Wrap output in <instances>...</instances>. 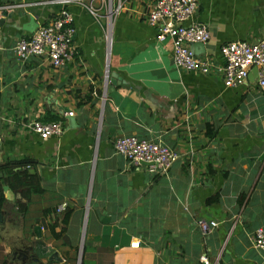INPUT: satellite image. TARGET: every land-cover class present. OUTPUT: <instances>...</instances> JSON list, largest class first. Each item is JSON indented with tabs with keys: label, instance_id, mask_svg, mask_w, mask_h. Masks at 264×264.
<instances>
[{
	"label": "crops",
	"instance_id": "0c3cea01",
	"mask_svg": "<svg viewBox=\"0 0 264 264\" xmlns=\"http://www.w3.org/2000/svg\"><path fill=\"white\" fill-rule=\"evenodd\" d=\"M54 1L0 0V166L31 158L41 187L22 197L0 170V264H202V256L264 264L253 244L264 229L257 68L227 86L217 71L178 67L171 38L159 40L148 22L155 0L72 2L74 59L60 67L45 56L19 62L17 41L54 18L62 8ZM198 2L193 20L211 37L194 49L216 64L222 44L264 37V0ZM108 5L119 10L110 15ZM50 116L63 122L60 136L41 138L26 126ZM123 135L179 157L167 173H153L116 152ZM201 218L219 224L204 234Z\"/></svg>",
	"mask_w": 264,
	"mask_h": 264
},
{
	"label": "built area",
	"instance_id": "2783aa9c",
	"mask_svg": "<svg viewBox=\"0 0 264 264\" xmlns=\"http://www.w3.org/2000/svg\"><path fill=\"white\" fill-rule=\"evenodd\" d=\"M84 0H55L62 5L61 10L49 22L38 27L32 35L19 39L15 45V58L26 62L32 57L45 56L54 67H60L72 61L77 53L72 38L75 28L73 16L68 5ZM9 9L15 6H6ZM199 7L198 0H155L147 12L148 22L157 29V38H171L174 63L183 69L204 74L213 71L221 73L227 86H239L249 77L252 69L257 68V84L264 92V37L252 43L244 40L229 41L221 45L223 62L218 65L209 54L196 53L194 45L207 43L211 37L209 27L193 20ZM89 10L98 15L96 8L90 4ZM110 15L118 11L108 5ZM105 97V95L103 96ZM73 114V112H69ZM32 132L41 138L60 136L64 131L61 120L43 121L34 119L26 123ZM117 153L125 156L135 165L148 163L153 173L165 174L179 153L160 142L136 135H123L114 141ZM66 204H61L58 212H64ZM216 220L201 218L198 225L204 234H209L218 226ZM253 244L264 252V229L257 228L253 235ZM202 264H220L219 259L209 260L201 257Z\"/></svg>",
	"mask_w": 264,
	"mask_h": 264
},
{
	"label": "trees",
	"instance_id": "16d2710c",
	"mask_svg": "<svg viewBox=\"0 0 264 264\" xmlns=\"http://www.w3.org/2000/svg\"><path fill=\"white\" fill-rule=\"evenodd\" d=\"M51 121L59 120L58 116H50ZM34 161L31 158L24 159H9L6 163H3L0 166V170H5L7 172L6 181L10 185V187L19 192L22 197H28L29 193L33 190H40V177L36 172H31L30 166ZM4 202V198L2 196L0 200V211L2 208V204ZM25 204L20 202L19 208L20 210L25 209ZM69 215V211L65 213L64 220H67V216Z\"/></svg>",
	"mask_w": 264,
	"mask_h": 264
},
{
	"label": "water",
	"instance_id": "95a60500",
	"mask_svg": "<svg viewBox=\"0 0 264 264\" xmlns=\"http://www.w3.org/2000/svg\"><path fill=\"white\" fill-rule=\"evenodd\" d=\"M5 13H7V12H5ZM7 14H4V16L2 17V18H0V29H1V27H3V25L5 24V16H6ZM37 25V27H38V24H36ZM30 30H35V28H32V29H30ZM0 39H1V31H0ZM199 44H203V43H199ZM196 45V44H195ZM194 45V46H195ZM248 78H250V75H249V77ZM143 164H146V165H148V163H146V162H143Z\"/></svg>",
	"mask_w": 264,
	"mask_h": 264
},
{
	"label": "rangeland",
	"instance_id": "374dc122",
	"mask_svg": "<svg viewBox=\"0 0 264 264\" xmlns=\"http://www.w3.org/2000/svg\"><path fill=\"white\" fill-rule=\"evenodd\" d=\"M197 44H199V43H197Z\"/></svg>",
	"mask_w": 264,
	"mask_h": 264
}]
</instances>
